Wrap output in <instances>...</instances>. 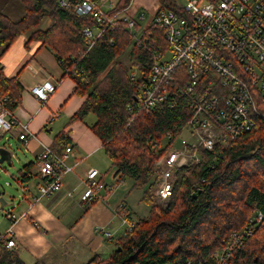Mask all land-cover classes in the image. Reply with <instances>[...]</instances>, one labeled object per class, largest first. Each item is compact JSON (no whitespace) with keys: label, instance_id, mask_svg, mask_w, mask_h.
Returning a JSON list of instances; mask_svg holds the SVG:
<instances>
[{"label":"trees","instance_id":"1","mask_svg":"<svg viewBox=\"0 0 264 264\" xmlns=\"http://www.w3.org/2000/svg\"><path fill=\"white\" fill-rule=\"evenodd\" d=\"M19 1L25 6L21 20L15 22L0 12V100L6 97L5 106L11 113L22 106L20 78H7L1 60L21 36L36 30L32 38L54 53L64 78L75 83L74 93L85 98L68 126L86 123L93 115L96 121L89 127L116 168L118 181L131 180L133 189L143 191L142 202L149 207L144 218L130 213L133 228L116 239L107 257L95 255L87 264H216L213 255L221 248L228 250L226 264H264V218L250 235L234 242V234H243L251 218L258 213L264 217L263 101L258 100L260 115L251 131L226 145L218 144L214 151H201L199 165L176 172L172 196L163 207L156 198V163L173 141H166L168 133L173 139L179 137L190 117L182 100L172 109L138 106L140 90L148 80L150 44L156 41L164 46L163 32L149 27L145 38L151 36L150 40L140 46L133 42L126 24L119 22L117 28L105 30L90 49L83 31L95 27L92 19L76 16L56 0ZM160 1L161 8L183 15L178 5ZM131 2L119 0L114 13L124 12ZM46 18L52 24L41 31L38 28ZM126 53L131 65L122 61ZM135 70L139 74L133 79ZM69 145H73L70 131L63 130L54 138L52 149L61 153ZM36 165L32 162L18 170V181L29 183L37 178L33 174ZM0 264L25 263L2 240Z\"/></svg>","mask_w":264,"mask_h":264},{"label":"built area","instance_id":"2","mask_svg":"<svg viewBox=\"0 0 264 264\" xmlns=\"http://www.w3.org/2000/svg\"><path fill=\"white\" fill-rule=\"evenodd\" d=\"M58 4L78 17L92 19L95 26L102 28L98 35L91 27L86 28L90 49L102 32L117 28L119 22L126 24L133 42L140 46L150 40L151 36L145 38L149 27L158 26L163 32L164 46H158L156 41L150 44L153 52L148 80L140 90L138 106L150 110L166 105L172 109L182 100L190 113L179 133L187 132L190 137L178 141L181 135L173 139L172 133H168L166 141H173L156 163V198L163 207L172 196L178 170L199 165L203 160L201 151H214L218 144L226 145L255 127V117L260 114L258 100L264 103V0H186L179 7L183 15L160 7L150 26L142 32L132 18H119L114 13L118 4L115 0H58ZM146 18L144 12L139 14L140 21ZM189 22L193 23L190 29ZM138 74L135 70L131 76L136 79ZM57 86L48 81L33 88L32 93L44 103ZM7 101L6 97L0 100V134L12 132L28 146L35 135L28 125L14 118L5 106ZM74 157L73 145L58 153L42 144L36 166L39 179L21 186L22 200L31 196L29 209L62 191L65 178L79 164L73 162ZM100 177L95 168L87 171L82 204L106 200L116 190L117 184L104 183ZM68 196L72 197L73 192ZM129 214L124 204L117 209L123 233L133 228ZM25 217V214L8 215L12 224ZM263 218L261 213L251 218L243 234H234V242L244 234L250 235ZM12 226L0 234V241H5L9 250L17 247L11 237ZM103 232L108 240H113L111 232ZM225 253L228 254L227 249L213 255L216 264H226Z\"/></svg>","mask_w":264,"mask_h":264},{"label":"crops","instance_id":"3","mask_svg":"<svg viewBox=\"0 0 264 264\" xmlns=\"http://www.w3.org/2000/svg\"><path fill=\"white\" fill-rule=\"evenodd\" d=\"M169 1L179 7L181 5L177 0ZM161 6L160 0H133L122 16L132 18L139 29L146 30ZM142 9L152 14L145 28H142L141 22L147 18L144 21L139 20ZM2 12L17 22L24 17L25 6L19 0H8ZM51 24L52 21L46 18L38 29L46 31ZM35 31L21 36L4 53L1 60L4 75L7 78L19 76L24 89L23 104L13 112V116L19 123L28 125L35 135L28 146L15 134L14 139L18 141L23 153L27 154L25 156L27 165L38 162L42 144L52 147L54 138L61 131H70L75 148L73 162L79 164L74 173L65 178L63 189L56 196L45 198L30 209L31 196L22 200L17 216L25 214L26 217L20 218L15 224L9 220L10 227L13 225L11 237L17 243L14 251L25 264H87L95 255L107 257L114 250L115 241L123 230L116 215L120 205L124 204L136 218L139 216L135 211L140 210L141 206L137 205L134 208L132 184L120 189L117 184L116 190L106 200L94 202L96 204H91L88 211L83 214L84 208L89 205L81 202V196L85 192L84 180L87 171L91 168L97 169L101 181L112 184L114 181L119 182L115 175L116 168L112 166L107 170L106 166L94 165L88 161L98 152L104 153L101 141L89 127L96 119L89 116L85 119L86 123L82 121L68 126V122L85 98L74 93L76 85L70 78H64V71L54 53L48 47H44L41 41L32 38ZM48 81L58 86L49 99L42 103L33 95L32 89ZM4 136L5 134H0V141ZM33 174H37L36 167ZM38 179L39 176L32 179V182L36 183ZM70 192H73L72 197L68 196ZM103 230L111 232L113 240H108Z\"/></svg>","mask_w":264,"mask_h":264},{"label":"rangeland","instance_id":"4","mask_svg":"<svg viewBox=\"0 0 264 264\" xmlns=\"http://www.w3.org/2000/svg\"><path fill=\"white\" fill-rule=\"evenodd\" d=\"M7 1L8 0H0V12H2V9L4 5H6ZM177 1L181 5H185L186 3V0H177ZM140 12H144L147 15L146 16L147 19L144 22H141L142 28H145L147 24L150 22L152 14L150 12H147L144 9L140 10ZM140 31L142 32L143 29H141ZM122 61L125 64L131 65L129 53H126V55L122 58ZM90 118H94V116L91 115ZM189 137H190L189 134L187 132H184V134H182L178 138V141H181L182 139H188ZM14 138H15L14 134L12 132H9V133H6L5 136L1 138V141H0V147L11 149L16 156V159L13 160V166H8L6 164L0 165V198H4L8 203V205L5 206L0 211V233L1 234H5L7 229L10 227L8 215L9 214L19 215L20 213L19 206L21 203H23L22 198H24L21 192V186L26 185V183L22 184V182L18 181L17 171L22 169L23 166L26 164L25 156H27V154L23 153V150L19 146L18 141H16ZM88 161H90L94 165H99V166L101 165L103 167L106 166L107 170L112 168V164L110 160L106 157L104 153H101V152H98L95 156H93L92 158H89ZM110 173H109V176H110ZM112 183L118 184L119 189L128 184H132L133 186V182L129 179H125L120 182L114 181ZM142 196H143L142 190L134 189V192L132 195V198L134 200V208L137 205L141 206L140 210L135 211L140 218L147 217L149 214V207L144 202H142ZM158 204L160 203L158 202ZM123 231L124 229L121 231L120 235L123 234ZM224 250H225L224 248H221L217 252H221Z\"/></svg>","mask_w":264,"mask_h":264},{"label":"water","instance_id":"5","mask_svg":"<svg viewBox=\"0 0 264 264\" xmlns=\"http://www.w3.org/2000/svg\"><path fill=\"white\" fill-rule=\"evenodd\" d=\"M13 154L11 149L0 147V165L13 166ZM7 205V201L4 198H0V211Z\"/></svg>","mask_w":264,"mask_h":264},{"label":"bare ground","instance_id":"6","mask_svg":"<svg viewBox=\"0 0 264 264\" xmlns=\"http://www.w3.org/2000/svg\"><path fill=\"white\" fill-rule=\"evenodd\" d=\"M57 2H58V0H56ZM116 9V8H115ZM72 12V11H71ZM114 12H115V10H114ZM118 14H119V18H122V17H124V16H122V13L123 12H117ZM77 16V15H76ZM135 21V20H134ZM136 22V21H135ZM136 26H137V24H136ZM155 27H157L159 30H160V28L158 27V26H155ZM193 27V23L192 22H189L188 23V28L190 29V28H192ZM92 28V30L98 35L99 33H100V31L102 30V28L101 27H99V26H95V27H91ZM103 33L104 32H102V34L99 36V38L103 35ZM83 34H84V36H85V38H86V40H87V42H88V39H87V37H86V28L84 29V31H83ZM158 35H160V32H159V34ZM239 36L241 37V39H242V36H241V32H239ZM238 36V37H239ZM98 38V37H97ZM99 38L98 39H96V42L99 40ZM240 39V38H239ZM241 39H240V41H241ZM95 42V43H96ZM133 111V110H132ZM131 111V112H132ZM260 115V114H259ZM259 115H257L256 117H255V123H256V118L259 116Z\"/></svg>","mask_w":264,"mask_h":264}]
</instances>
